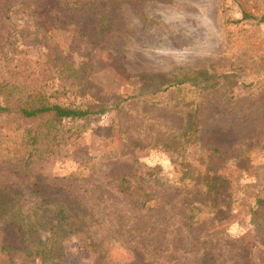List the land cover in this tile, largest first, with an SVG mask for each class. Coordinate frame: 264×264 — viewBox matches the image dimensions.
Segmentation results:
<instances>
[{
	"label": "rangeland",
	"instance_id": "obj_1",
	"mask_svg": "<svg viewBox=\"0 0 264 264\" xmlns=\"http://www.w3.org/2000/svg\"><path fill=\"white\" fill-rule=\"evenodd\" d=\"M262 14L264 0H0V73L62 61L94 111L53 129L0 115V197L83 216L55 264H264V23L242 19ZM69 128L67 144L26 134ZM22 240L0 228V246Z\"/></svg>",
	"mask_w": 264,
	"mask_h": 264
},
{
	"label": "trees",
	"instance_id": "obj_2",
	"mask_svg": "<svg viewBox=\"0 0 264 264\" xmlns=\"http://www.w3.org/2000/svg\"><path fill=\"white\" fill-rule=\"evenodd\" d=\"M242 19L264 23V14L257 17L243 15ZM40 44L47 52H52L55 46L54 41L44 33H41ZM28 62L31 64L28 66L23 64L22 70L18 71L20 77L18 81L11 80L12 75H8V72L0 73V95L3 101L0 105V115L12 113L27 120L45 119L47 129L59 126L62 121L76 122L93 115L94 111L90 105L75 102L80 82L74 77V72L70 74L64 62H57L54 66L29 60ZM53 79L54 85L47 87ZM26 134L28 141L33 145L44 137L52 138L57 144H67L77 139L79 131L74 128L59 131L33 130ZM36 152L40 153V150L35 148L32 154L28 155V160L34 157ZM215 180L218 184L212 186L214 192L222 189L220 179ZM127 182L126 178H121L118 184L124 187L123 191L129 196L133 189L127 188ZM149 201L151 200L142 198L138 200V205L144 208ZM156 201H153L155 204L152 207L147 208L153 209L158 206ZM197 205L192 203L187 207L185 220L188 223L198 222ZM79 217L83 218L70 213L60 203L46 201L40 196H1L0 228L14 225L22 230L23 240L21 247L17 249H9L6 245L0 246V264H31L36 260L39 264H55L54 261L58 260H54L53 257L58 254L60 242L75 231L74 221H78ZM249 221L255 224L258 220L250 218ZM38 231L42 234L39 235ZM87 235L90 233L87 232ZM101 248L106 249L105 245Z\"/></svg>",
	"mask_w": 264,
	"mask_h": 264
}]
</instances>
